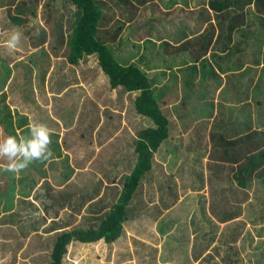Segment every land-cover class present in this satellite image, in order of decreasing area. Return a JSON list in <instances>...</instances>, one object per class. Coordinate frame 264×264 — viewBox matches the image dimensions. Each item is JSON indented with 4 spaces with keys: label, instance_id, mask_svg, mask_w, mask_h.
Wrapping results in <instances>:
<instances>
[{
    "label": "rangeland",
    "instance_id": "1",
    "mask_svg": "<svg viewBox=\"0 0 264 264\" xmlns=\"http://www.w3.org/2000/svg\"><path fill=\"white\" fill-rule=\"evenodd\" d=\"M25 1L30 3L28 7L22 4ZM97 1L103 13L99 37L114 56L118 52L117 61L125 58L129 64L143 67L157 87L166 76H181L185 82L190 71L181 64L193 55L182 58L167 44H154L164 27L156 21L169 19L166 13L164 18L159 16L150 4L149 19L144 11L151 1H145L138 7L136 28L127 23L113 42L110 38L118 29L117 22L126 25L129 16L124 19L120 9L132 11L130 4L138 6L137 0L124 4ZM13 2H17L15 7L6 6ZM247 3L249 11L253 4ZM80 16V10L67 0H0V116L4 120L6 111L12 116L9 120L18 127V144L21 138H31L33 125L53 128H48L47 149L52 153L48 159L33 160L13 173L7 170L8 164L22 163L25 158L17 153L9 161L0 155V193H5L0 194V264H50L59 234L98 228L137 164L138 132L153 126L152 120L133 109L139 92L128 95L123 89L108 87L106 75L98 74L97 55L83 56L75 65L67 61L69 39ZM218 18L214 19L217 26ZM16 32L19 37L9 48ZM147 32L154 43L142 40ZM171 89L176 90L174 83ZM9 100L16 110L8 106ZM41 104L39 118L32 105L37 109ZM196 106L206 110L195 102L186 104L190 122L197 116ZM161 107L168 109L164 114L184 138L183 144L175 145L171 138L154 156L152 170L127 206L121 236L111 244L71 243L63 264H264L258 225L260 210H264V183L255 180L250 184L256 197L249 199L235 187V165L222 161V151L213 150L210 143L217 130L224 138L231 135L222 128L225 111L213 119L200 117L184 132L188 116L182 119L174 112L172 118L167 105L161 103ZM239 111L241 108L234 109ZM4 135L0 126V143ZM250 225H256L255 229ZM234 229L236 233H232Z\"/></svg>",
    "mask_w": 264,
    "mask_h": 264
},
{
    "label": "crops",
    "instance_id": "2",
    "mask_svg": "<svg viewBox=\"0 0 264 264\" xmlns=\"http://www.w3.org/2000/svg\"><path fill=\"white\" fill-rule=\"evenodd\" d=\"M209 1L210 4L205 0H162L161 2L154 0V2L147 4L144 12L149 19L151 14L147 9L150 4H154L153 6L159 13V16L164 18L166 17V13L170 18L166 21L164 20L166 23L163 21V18H161L163 22H158L160 20L156 21L158 24L164 23V27L159 31V34L162 35L157 36L155 43L153 41L154 38L149 32L144 34L145 38L142 40H149L154 44H167L166 46L173 54L179 55L182 58H191V55H193L192 60L181 64L187 66L186 72L190 71L189 75L185 76V82L181 76L176 75L177 79H170L166 76V80L158 82L161 86L157 87L154 79L150 78L149 75L148 77L154 93L160 95L158 96L160 101H162L163 105H167L170 109L169 111L172 112V118L175 117L174 112L177 115L181 114L182 119H187L188 116V123L184 127V132L190 131L200 120V117L213 119L214 117H219L220 112L225 111V125L222 128L225 131L229 130L231 135L223 140L231 142L241 149L240 154L244 152L241 156L245 158L246 152L250 154L253 150H264V0H250L255 10L253 14L252 7L249 11L245 8L248 5V0ZM16 3H8L6 6L9 7L10 4H13L12 7H15ZM22 4L28 7L30 3L25 1ZM139 6V4L136 6V2H133V6H131L132 11L127 9L124 12L120 9V15H125V17L122 16L124 19L126 18V14H129L126 18V25L122 22V25H124L122 29H126L127 23L129 25L132 24V27L136 28L135 23H137V18L135 17H137L139 10L137 14H134V12ZM12 14L18 13L12 12ZM214 14L220 18H218L219 26L214 23ZM117 23L119 24L120 22L118 21ZM164 29L167 30V33ZM173 33L176 35L171 36ZM142 50L147 56L145 47H142ZM119 56L117 52L114 57ZM148 58L146 59L148 60ZM117 62L123 66L131 65L125 58ZM151 63H154V61L151 60ZM132 64L136 65L135 63ZM138 67L148 74L149 71H145L143 67ZM153 67H150L151 71L154 70ZM99 68L100 66H97L98 74H103L101 68ZM179 69L182 73L183 69ZM103 75L99 76L107 84V79ZM173 83L176 90L171 89ZM117 90L122 89L117 88ZM125 94L130 95L132 93L125 92ZM37 96L41 98L39 94ZM186 98L188 103H185ZM193 102L205 106L206 112L200 116L197 114L195 119L193 118L190 122V115L187 113L189 111L186 104L192 105ZM8 103H10L8 106L12 109V102L9 100ZM32 106L33 111H36L40 118L38 112L43 110L42 104L37 107L39 110L35 109V105ZM219 106H221L220 109ZM171 108H175V111H172ZM235 108H241V111L235 113ZM201 109L204 108L196 106L195 110L201 113ZM167 110V108L163 109V111ZM52 111L53 109L50 112L52 116L51 120L54 121L56 120V116L54 117ZM0 126L2 127L1 122ZM173 127L175 126L171 124V132L174 137H171L170 132L168 141L173 138L171 142L175 145L183 144L184 138L182 136L179 137V133L173 130ZM47 128L50 127L47 126ZM50 129L53 131V128ZM214 133L210 139V143L213 150L219 151V147L216 146L221 144V140L219 139L221 136L218 130ZM253 133L258 138L254 142L248 138ZM187 144H190V142H187ZM156 163L159 162L156 161ZM232 165L236 167V164ZM233 181L235 187L244 191L249 199L256 197V193L251 191L250 185L255 180L248 181L245 187H238L236 180L233 179ZM1 191L2 189H0ZM0 194L5 195L4 192ZM259 215V241L264 244V210H260ZM232 220L234 221L235 218ZM224 224L227 225L226 222ZM250 226H253V229H255L256 225ZM229 229L230 227L227 228L228 231ZM253 229L250 228V232L253 238H256ZM232 233H236V230L234 229ZM227 237L229 236L227 235L225 238Z\"/></svg>",
    "mask_w": 264,
    "mask_h": 264
},
{
    "label": "trees",
    "instance_id": "3",
    "mask_svg": "<svg viewBox=\"0 0 264 264\" xmlns=\"http://www.w3.org/2000/svg\"><path fill=\"white\" fill-rule=\"evenodd\" d=\"M67 1L81 12V16L76 22L69 39L70 48L66 58L67 61L75 65L83 56L97 55L101 70L108 77L110 89L121 88L128 93L139 92L137 98L134 99L133 109L138 115L152 120L153 126L138 132L135 146V152L138 156L137 164L125 178L122 193L110 212L101 221L98 228L74 229L59 234L54 241L50 264H63L67 247L71 243L90 245L103 241L105 244H111L121 236L123 223L126 221L127 206L144 176L152 170L154 154L160 150L164 143L169 142L171 129V122L164 114V108L161 107L162 101L158 97L160 95L154 93L148 75L134 64L128 66L119 64L109 50L107 42L99 37L100 21L103 19L99 1ZM145 1L153 2L154 0H137V3L143 5L146 4ZM124 2H127V0H118V3L124 4ZM130 5L133 6V3ZM137 12L138 8L135 9L134 14H137ZM122 27V23H119L117 31L111 34L110 39L113 42L116 39V34H120ZM194 111L199 116L206 112L204 109H201V113L197 110ZM6 112L7 117L5 116L4 120L2 119L4 115L1 114L0 116L3 131L6 134L4 135L5 139L10 135L16 137V128H18L13 127L12 122L9 120L12 116L8 111ZM248 138L253 142L258 140L254 133ZM221 139H224V137ZM216 147H219V151H222L220 156L222 161L236 164L233 179L236 180L238 187H245L248 181L253 180H260L264 183V150H253L250 154L246 152V156L243 158L241 154L244 152L240 154L241 149L231 142L224 140Z\"/></svg>",
    "mask_w": 264,
    "mask_h": 264
},
{
    "label": "clouds",
    "instance_id": "4",
    "mask_svg": "<svg viewBox=\"0 0 264 264\" xmlns=\"http://www.w3.org/2000/svg\"><path fill=\"white\" fill-rule=\"evenodd\" d=\"M18 37V32L12 35V41L8 43L9 48L14 47V42L18 39ZM30 131L31 138H21L19 140V144L17 143V138L11 135L8 136L2 143H0V155L7 157L9 161H11L12 157L16 156L17 153L25 158L22 163L10 162L7 166L8 171L18 173L22 169L26 168L33 160L48 159V157L52 155L51 151L47 149V146L50 143L49 129L45 125L41 124L31 126ZM46 150L47 155H45ZM159 152L160 150H158L154 156L158 155Z\"/></svg>",
    "mask_w": 264,
    "mask_h": 264
}]
</instances>
